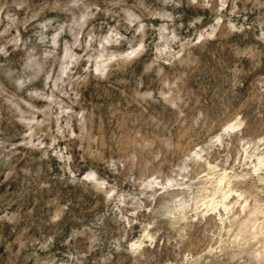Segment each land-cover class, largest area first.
<instances>
[{
	"label": "rangeland",
	"instance_id": "obj_1",
	"mask_svg": "<svg viewBox=\"0 0 264 264\" xmlns=\"http://www.w3.org/2000/svg\"><path fill=\"white\" fill-rule=\"evenodd\" d=\"M0 264H264V0H0Z\"/></svg>",
	"mask_w": 264,
	"mask_h": 264
}]
</instances>
